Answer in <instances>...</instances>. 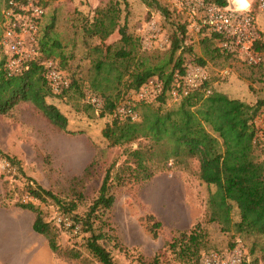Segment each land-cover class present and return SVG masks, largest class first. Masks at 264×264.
Returning <instances> with one entry per match:
<instances>
[{"label": "rangeland", "instance_id": "rangeland-1", "mask_svg": "<svg viewBox=\"0 0 264 264\" xmlns=\"http://www.w3.org/2000/svg\"><path fill=\"white\" fill-rule=\"evenodd\" d=\"M159 2L167 8L168 15L142 0L43 1L46 14L38 38L41 41L54 23L51 37L70 56L64 65L57 55V62L77 86L64 96L48 98L68 118L67 131L57 129L31 103H20L9 114L0 115V264H101L87 248L90 233L80 223L98 197L107 170L115 164L112 175L120 173L128 150L139 143L111 146L102 132L115 114L102 116L87 97L94 95L101 103L104 99L101 91L91 88L96 75L91 67L100 55L92 50L98 45L103 50L109 45L120 47L119 28L126 16L128 33L139 40L145 56L153 60L155 55L157 62L169 53L173 24L186 22L184 63L199 59L205 62L212 90L249 104L264 99V50L259 51L262 62L257 66L227 56L207 33L193 30L170 0ZM230 2L238 7L251 4L264 43V10L258 8L257 0ZM86 24L92 38L83 34ZM129 80V74H124L123 84L112 82L106 93L117 97L120 91L119 97L123 96L127 91L124 84ZM173 104L168 99L166 106ZM254 125L256 138L251 157L264 162V108ZM6 160L16 167L15 171L3 168ZM30 179L32 186L51 191L66 204L73 203L74 207L67 205L73 212L65 214L52 200L40 202L29 196L26 184ZM111 192L115 196L113 208L105 215L104 223L96 221L94 227L98 234L101 225L106 236L100 243L115 264H196L197 256H180L169 244L198 223L204 232L199 251L202 257L213 252L227 255L240 246L249 262L257 258L259 264H264V237L234 238L233 232L225 233L219 224L206 222L210 190L199 178L196 160L190 161L188 169L169 163L168 169L157 171L151 180L131 179L122 184L115 181ZM21 204L39 209L60 252L52 251L48 238L34 231L36 213ZM60 218L78 225L79 232L59 224ZM155 222L161 223L156 235L150 230Z\"/></svg>", "mask_w": 264, "mask_h": 264}, {"label": "trees", "instance_id": "trees-1", "mask_svg": "<svg viewBox=\"0 0 264 264\" xmlns=\"http://www.w3.org/2000/svg\"><path fill=\"white\" fill-rule=\"evenodd\" d=\"M148 7L168 15L169 11L159 0H142ZM221 7H226L229 0H206ZM7 0H0V40L3 36V10ZM127 16L124 25L119 28L120 47L114 49L109 45L103 50L101 45L93 48V53L100 55L94 61L91 69L95 71V78L91 88L102 92V103L99 107L89 103L101 111V115H114L116 108L125 96L133 90H139L149 79L158 77L164 82V93L157 100L141 102L135 110L140 120L132 121L114 115L113 120L103 129V137L110 145L126 146L138 142L139 145L127 152L128 159L120 167L121 172L112 175L115 164L105 174L99 195L80 223L85 232L90 233L87 248L101 264H115L111 254L100 243L106 234L101 229L96 233L95 223H104L105 215L113 208L115 196L112 187L116 181L122 184L125 180H151L157 171L172 167L188 169L191 160L198 162V175L202 182L209 187L206 208V222L217 223L225 233L233 232L234 238L264 237V162L255 161L251 157L252 144L256 138L254 120L264 108V99L255 104H249L241 99L213 90L207 95L202 90L189 94L171 107H167L165 98L170 89L172 78L176 71H184L189 64L205 66V62L184 63L185 40L187 38V23H174L170 36L171 46L165 58L155 61L145 56L141 50L139 40L128 33ZM52 23L41 41L40 53L43 58L57 60V55L65 65L70 57L60 42L51 37ZM212 39L219 43V35L205 29ZM83 34L92 38L87 24L83 27ZM221 50V48L219 47ZM257 51L264 50V43L259 40L255 44ZM57 51V52H56ZM191 52V51H189ZM222 53H224L221 50ZM225 54V53H224ZM232 57V55L225 54ZM7 57L0 44V115L9 114L20 103H31L52 125L61 131L68 130V118L55 105L48 102L51 96H64L76 82L71 80L69 89L60 94L53 92L46 76L45 69L37 60L26 63L25 70L14 76H9L6 69ZM61 67L60 62H58ZM173 65L171 68L170 66ZM129 74L127 91L119 97L120 91L114 97L106 93L112 82L123 84L124 74ZM91 91L92 94H95ZM97 95V94H96ZM93 165L90 164L87 170ZM28 180L26 189L32 198L46 202L52 200L63 213L70 214L72 208L41 186H32ZM22 208H30L36 213L33 229L38 234L48 238L49 246L54 252H60L56 238L38 208L21 204ZM152 219L154 217L151 216ZM78 222V221H76ZM161 227L155 222L150 230L154 235ZM204 235L201 223L193 230L184 231L179 237H174L169 248L180 256L192 254L197 256V263L201 264L200 242ZM235 241L231 247L234 248ZM241 264H259L255 258L249 262L247 258Z\"/></svg>", "mask_w": 264, "mask_h": 264}, {"label": "built area", "instance_id": "built-area-1", "mask_svg": "<svg viewBox=\"0 0 264 264\" xmlns=\"http://www.w3.org/2000/svg\"><path fill=\"white\" fill-rule=\"evenodd\" d=\"M44 0H7L4 7L3 36L0 44L7 57L6 69L9 76L22 73L28 61L37 60L45 69V76L54 93L60 94L71 86V80L59 67L56 59L43 58L39 47V27L46 14ZM186 16L189 26L198 32L209 30L219 35V47L225 54L238 57L244 63L257 66L262 62V54L255 49L261 40L256 16L249 3L241 8L233 6L229 0L221 7L206 0H170ZM257 6L264 10V0H257ZM224 74H227L225 72ZM210 76L206 66L189 64L185 70L176 71L172 84L166 92V100L177 103L194 91L204 90L207 95L213 90L209 86ZM164 93V82L158 77L149 79L139 90L130 91L115 110V115L132 121L140 120L137 104L157 100ZM88 102L100 106L101 101L94 95L87 97ZM3 168L8 172L16 170L9 161ZM59 224L79 232V226L67 219L60 218ZM238 246L241 241L238 242ZM245 254L240 246L229 254L213 252L203 257L201 264H241Z\"/></svg>", "mask_w": 264, "mask_h": 264}, {"label": "bare ground", "instance_id": "bare-ground-1", "mask_svg": "<svg viewBox=\"0 0 264 264\" xmlns=\"http://www.w3.org/2000/svg\"><path fill=\"white\" fill-rule=\"evenodd\" d=\"M247 6V2H246V4H241V8H244V7H246Z\"/></svg>", "mask_w": 264, "mask_h": 264}]
</instances>
